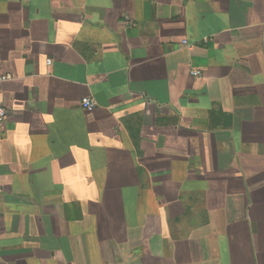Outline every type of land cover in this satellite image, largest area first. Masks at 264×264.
<instances>
[{"label": "crops", "instance_id": "1", "mask_svg": "<svg viewBox=\"0 0 264 264\" xmlns=\"http://www.w3.org/2000/svg\"><path fill=\"white\" fill-rule=\"evenodd\" d=\"M0 73V264H264V0H0Z\"/></svg>", "mask_w": 264, "mask_h": 264}, {"label": "built area", "instance_id": "2", "mask_svg": "<svg viewBox=\"0 0 264 264\" xmlns=\"http://www.w3.org/2000/svg\"><path fill=\"white\" fill-rule=\"evenodd\" d=\"M183 44L191 47V45L188 43L187 40L183 41ZM192 75L194 77H200L202 76L203 72L200 69H193L191 71ZM12 79V76L10 74H1L0 73V92H1V86L4 82L8 81ZM82 106L88 110V111H92L95 109L96 107V102L91 98V97H85L82 99ZM8 115V110L7 108L4 106V104L2 103L1 99H0V129L3 128L4 123L6 121Z\"/></svg>", "mask_w": 264, "mask_h": 264}]
</instances>
